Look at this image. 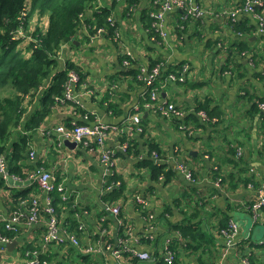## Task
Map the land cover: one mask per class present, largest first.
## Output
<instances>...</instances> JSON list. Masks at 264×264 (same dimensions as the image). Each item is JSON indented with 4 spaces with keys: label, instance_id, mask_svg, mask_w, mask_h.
<instances>
[{
    "label": "crops",
    "instance_id": "1",
    "mask_svg": "<svg viewBox=\"0 0 264 264\" xmlns=\"http://www.w3.org/2000/svg\"><path fill=\"white\" fill-rule=\"evenodd\" d=\"M195 1L201 3L212 14L206 15L202 24L193 22L185 30L181 26L178 28L177 10L168 12L163 22L168 37L164 44L160 45L151 40L145 28V22L141 21L142 9L146 8L149 11L151 8L157 9V0H143L138 10L135 8L132 13L125 11L126 3L118 2L112 6L113 2L107 3L104 0L103 5L108 4L114 8L112 15L120 29L121 41H114L106 33L92 38L88 30L82 27L75 36V46L66 44L62 49L59 67L63 66L65 58L71 59L83 73L86 84L98 93L95 98L85 95L80 100L83 105L81 111L68 108L53 110L47 117L45 125L70 124V122L82 119L85 112L91 114L92 121L121 123L133 111V106L140 102V96L144 97V91L147 89L145 84H138L133 76L126 75L124 72L128 69L120 61V56L124 55L126 49H129L134 56V67L145 65L152 59L166 60L171 65L183 64V62L191 65L190 74L185 83L169 81L158 84L162 87L160 102H174L184 110L182 116H176L183 118L181 123H177L172 116H165L160 111L145 110L142 116L147 118L144 124L147 126L148 133L141 135L135 130L127 132L128 142L131 138L135 139L136 152L132 151L128 154L127 150H123L121 148L123 141L120 137L113 135L107 140L108 148L116 152L114 170L125 177L128 194L137 187L144 189L150 183L157 184L152 181L139 183L134 176L136 173L146 172L144 167H139L137 164L140 159L147 156L150 138L159 142L168 152V158L161 161L164 160L175 166L179 160H184L189 167L195 169L199 176L198 182L202 186L213 184L219 187L217 182L210 179L215 169L224 173L238 171V166L234 164L237 156L232 152L231 147L233 146L243 149L250 165L258 168L259 174L264 172V121L259 113L250 111L253 101L246 97L249 93L264 95V81L255 76V70H261L264 73V60L260 65L252 66L245 59L244 65L239 67V72L244 75L242 78L238 76L239 72H236L234 76L230 71L221 72L223 67L229 64L227 61L228 48L236 43L238 37L233 32L230 18L226 14L216 15L215 12H230L239 0ZM261 9L264 14V4ZM92 13L93 11L89 10L88 16ZM238 21L247 22L250 25L257 22L249 12L240 13ZM243 26L249 27L246 23ZM249 35L250 42H254L251 45L264 53V39L258 38L257 28ZM111 88L113 92L110 94L108 91L110 92ZM82 89L83 86H80L78 91L83 92ZM107 94L111 96L112 101L108 99L109 102H104V106L102 101ZM205 96L211 97L213 104H219L224 110L217 125L204 122V118L198 112L196 116L194 115L199 102ZM38 103L37 100L33 104L28 102L30 113ZM109 103L116 104L115 108L108 109ZM65 140L67 139H63L56 133L47 136L40 131L35 132L31 140V148L35 150L36 157L30 158L29 166L37 163V160H42L47 170L55 174L60 181L65 183L68 190L74 193V198L78 200V203L90 208L89 211L84 212L86 228L82 232V239L88 246H97L103 241L104 227L111 232L110 236L118 241L116 235L121 229L120 218L111 212L108 216L100 214L102 196L107 190L104 184L103 171L105 168L99 154L81 143L76 147H70ZM209 151L212 153L210 154ZM188 183L187 176L180 172L168 184H158V191L149 196L150 205L160 214L166 203L173 204L176 197L184 193L188 188ZM28 185L27 183L9 184L0 181V222H4L17 210L13 209L14 196L31 187ZM219 188L218 193L207 194L210 199L205 211L211 213V221H217L220 213L227 211L230 204L233 208L230 211L240 227V237L245 239L250 236L251 241L263 243L264 224L254 223L251 214L244 209L243 205L247 196L254 191L244 188L243 185L227 189L220 184ZM208 192L210 191L205 188L201 195ZM30 193L39 198L42 207L47 206V199L38 186L36 189L34 186ZM121 203L120 200L116 201V204L120 206ZM26 207V204H23L21 209L26 210ZM121 207L123 215L125 214L132 223L131 244L151 252V258L147 261L142 260L143 262L136 263L127 258V264H156L157 259L161 258L159 248L167 235L165 232L168 223L160 219L161 225L157 226L154 231L155 241H144L149 231L147 220L140 207L136 205L135 200L129 197ZM59 213L62 223L70 216V210L67 207L60 209ZM46 217L43 215L38 222L32 225L21 224L22 230L14 239L16 243L12 246L6 244L4 249H0V264H26L22 248L28 243L38 244L45 231ZM182 218L178 211L169 215V219L175 223ZM67 248V246L64 248L53 246L52 252L57 253L55 257L58 259H66V264H72V261L78 263L80 261L78 256L75 252H68ZM114 249H116L114 244L111 248L102 247V252L107 255V257L102 256L104 262L115 263L118 258L112 253Z\"/></svg>",
    "mask_w": 264,
    "mask_h": 264
},
{
    "label": "trees",
    "instance_id": "2",
    "mask_svg": "<svg viewBox=\"0 0 264 264\" xmlns=\"http://www.w3.org/2000/svg\"><path fill=\"white\" fill-rule=\"evenodd\" d=\"M104 0H0V156H5L8 161V170L11 175L19 176L24 179L27 178V172L38 169L40 167L47 169L45 163L42 160H37L35 164L29 166L30 160L31 140L35 132L45 125L47 117L53 110L58 109V106H64L61 103V99L65 96V90L67 83L70 79L69 72L74 70L79 76L78 89L80 86H84L86 81L83 73L80 71L78 65L71 59L65 58L62 67H59L61 52L65 44L75 46L74 39L80 28L85 27L88 30L89 35L97 33L98 28L103 26L108 29L107 35L111 38L114 37V27L110 25L108 18L112 16L113 9L111 5H103ZM113 2L112 6L118 2L126 3L125 11L132 13L135 8L140 7L143 0H105ZM246 0H239L237 5H242ZM262 6L257 8L262 12ZM160 5H157V9L150 11L146 8L142 9L141 21L145 22V28L148 30L149 37L154 43L163 45L166 40L159 36V30L153 24L155 17L151 15L152 12L157 11ZM92 10L91 16H88V11ZM25 12V14H24ZM179 14L178 28L181 26L185 30L193 22L195 24H202L204 17L187 16L182 18V12L177 10ZM36 15L39 18L47 16L48 25L44 29L41 25L37 24L36 27L31 30L32 17ZM147 22V23H146ZM233 32L238 37L236 43L228 48L229 57L227 59L228 65L224 66L221 72L230 71L234 76L236 72H239V67L244 65L246 59L252 66H258L264 60V53L258 50L252 42H250L251 31L258 30V24H248L247 22H232ZM247 24L249 27H244L243 24ZM22 32V33H21ZM259 32V31H258ZM155 37V40L152 39ZM258 38L264 39V33H260ZM27 40L29 41L24 48H19V43ZM28 53H30L28 55ZM134 56L124 53L120 56V61L124 63L125 59L130 61V65L127 66L128 70L124 72L126 75L133 76L134 81L138 84H145L146 80L143 76L142 66L134 67ZM185 62H183L184 64ZM160 64L163 67L164 74H168L171 71H177L181 68L182 63L171 65L162 59L149 60L145 66L148 71H151L155 66ZM256 68V67H255ZM187 75V74H186ZM188 76V75H187ZM239 77L244 75L239 72ZM255 76L260 77L264 81V73L261 70H255ZM163 78V77H162ZM188 77L184 81L177 80L176 83H185ZM49 81V82H48ZM48 82V83H47ZM204 84V83H203ZM90 87V86H89ZM91 88V87H90ZM112 88L110 92L112 93ZM157 92L159 97L162 92V87L157 85ZM98 93V92H97ZM144 97L140 96V103L143 105L147 101H152L150 97V91H144ZM248 97L252 103L251 112H257L261 115V119L264 121V115L260 108V103L264 101V95H258L257 93H249ZM91 98H95L92 96ZM109 94L106 95L104 102L112 101ZM37 100L39 103L32 113L29 112L28 102ZM108 99H110L108 101ZM169 102V101H168ZM33 104V103H32ZM67 104L76 105L77 111L83 109L82 102L68 101ZM158 104H163L158 102ZM176 104V103H175ZM114 103H109L107 108H115ZM177 107L181 108L178 104ZM105 106V105H104ZM62 108V107H61ZM75 109V110H76ZM204 111L209 119L204 122L210 125H217L220 122L221 116L224 113L222 107L219 104L214 105L213 99L209 96H205L202 101L199 102L195 116L197 112ZM86 115V112L83 114ZM89 120L92 121L91 114H88ZM84 117V116H83ZM91 118V119H90ZM143 131L141 135L148 133V129L144 121L147 120L142 117ZM177 123H181V117L172 116ZM77 124L85 123V120L80 119L76 121ZM71 125V123L69 124ZM121 140L128 141V134L124 133ZM134 138H131L127 153L132 151L136 152V143ZM135 144V145H134ZM148 154L143 159H138V166L144 167L145 171L134 174L139 183L142 182H156L157 184L150 183L149 186L144 189L137 187L134 191L128 194V188L126 179L123 175L118 174L117 171H112L105 177V189L106 193L102 196V202L100 205L101 215L108 216L111 212L108 208V204H116V201L120 200L121 206L123 202L127 201L128 197L135 200L136 205L140 207L144 217L147 220V230L149 231L144 241H155L156 238L155 229L160 226V219H164L168 227L166 230V236L162 241L159 248V257L156 264H169L164 260L163 253L167 240L169 241V248L173 250L175 254V261L172 264H264V242L255 243L251 241V237L241 239L237 246L233 247L231 251L224 256L223 253L226 249L225 236L222 230H228L232 220L236 219L230 210L233 208L229 204V209L220 213L216 220L210 218V212L205 211L209 202V196L211 192L213 194L220 191V184L229 188H237L243 185L246 189H251L254 193H250L245 199L244 209L254 217L253 206L259 199L260 191L264 195V186L262 184L261 175L258 174V168L254 165H250V161L245 157L243 149L241 155H237L238 146L231 147L232 152L236 157L234 164L238 166V171H232L231 173H224L215 169L211 180L219 183V187L202 186L198 181V174L194 168L187 165L184 160H180L182 164L188 167L192 171L193 179H189L188 188L181 196L176 197L173 204L166 203L165 208L160 214L150 205L149 196L158 191V184L166 185L173 178L181 172L178 168V164L174 166L171 163L161 161L168 158L167 150L157 142L155 139L150 138L148 142ZM123 154L122 152H119ZM118 153V154H119ZM126 153V152H125ZM211 154L212 151H209ZM264 153V147H263ZM28 166V167H25ZM251 167H254V172H251ZM27 170V172H26ZM49 171V170H48ZM57 181L60 182L56 176ZM0 181L2 183L7 181L0 175ZM31 186V187H30ZM35 186V183H29L28 189L16 193L14 196L15 205L13 209H19L29 202L32 198L30 193ZM10 187V186H8ZM66 197L63 194L55 191L52 193V204L55 208V215L60 223V226L66 230V233L72 232L80 239L81 243L87 247V243L82 239V232L85 231L86 220L84 212L89 211V207L81 206L78 200L74 198V193L70 192L66 187ZM207 189L208 193L201 195L204 189ZM41 191V190H40ZM42 192V191H41ZM45 196V193L42 192ZM211 195V194H210ZM138 197L143 198L146 202L140 201ZM120 207V213L117 215L120 219H123L121 229L115 238H112L111 232L104 227L103 241L99 243L100 247H108V245H115V248L122 250V256L127 263V258L130 261L136 263L143 262L138 255L134 254L132 249L136 251H144V249L137 248L131 244L130 238L132 232L128 233L129 227L132 228V223L129 219L123 215L122 207ZM42 207V206H41ZM67 207L70 210V216L62 223L60 219V209ZM182 207V209H180ZM175 211H178L182 215V220L175 223L169 219V215H173ZM112 213V212H111ZM153 214L154 217L150 218ZM42 215L47 216L45 213ZM124 217V218H121ZM214 218V215H213ZM216 219V217L214 218ZM107 221L110 222L109 219ZM107 221L105 223H107ZM264 224V204L259 208V215L254 223ZM129 223V224H128ZM17 230L9 229L6 227V221L0 222V233L15 239L22 230V225L18 224ZM150 226H153L152 228ZM46 228V225H45ZM120 239H126L125 242H120ZM53 246L65 247L67 246L68 252H75L76 256L80 259L78 263L72 264H110L107 261L104 262L103 257H107L106 254L98 256L95 253H89L82 251L78 246L65 239L62 242H54L49 245L45 250L42 249V239L38 241V244L28 243L22 248L23 255L26 259L32 258V252L38 250L37 264H66V259H58L55 257L56 252H52ZM247 248V250H245ZM29 252L27 256L26 253ZM151 254V252L149 251ZM26 255V256H25ZM75 256V257H76ZM57 260V261H56ZM147 261V260H146ZM247 261V262H246ZM27 264V262H26Z\"/></svg>",
    "mask_w": 264,
    "mask_h": 264
},
{
    "label": "built area",
    "instance_id": "3",
    "mask_svg": "<svg viewBox=\"0 0 264 264\" xmlns=\"http://www.w3.org/2000/svg\"><path fill=\"white\" fill-rule=\"evenodd\" d=\"M157 3L160 5V8L157 11L151 13L156 19L154 21V25L159 30V36L167 40V32L164 30L163 22L165 20V16L170 11L180 10L182 12V18H186L187 16L193 17H205L208 14H212V12L206 9L201 3L196 2L195 0H157ZM264 4V0H246L242 5L235 6L230 12H215L216 15L226 14L232 22H236L238 19V15L243 12H249L256 19L258 24V31L260 33H264V14L257 7L262 6ZM25 14V12H24ZM110 25L114 27V37L111 38L114 41L120 40V29L117 27V22L114 16H110L108 18ZM22 33V32H21ZM103 33H108V29L101 26L98 28L97 33L92 35V38H95ZM155 40V37H152ZM66 45V44H65ZM125 54L131 55V51L129 49L125 50ZM125 65H130V61L128 59L124 60ZM191 65L187 62L182 64L181 68L177 71H171L164 76L161 72L163 71V67L158 64L151 71H148V68L144 65L142 66L143 76L146 80L147 90L150 91V97L152 101H147L143 105L140 103H136L133 106V111L124 118L121 123H105L102 120L91 121L89 120L88 114L84 115L82 118L85 120L83 124H77L76 121H73L71 125L66 123H59L57 125H43L38 131L42 134L51 136L53 134H59L63 139H67L73 142H76L77 145L80 143L89 146L91 149L99 154L101 159V163L105 168L103 171L105 177L114 171V165L116 160V152L113 149L108 148L107 140L111 136L121 137L124 133H127L129 130H135L138 132L143 131L142 126V115L145 110H153L160 111L165 116H182L184 114V110L182 108L177 107L174 102H162L163 104H158L160 102L159 93L157 92V85L159 83H168L169 81H184L187 75L190 74ZM70 79L67 83L65 96L61 99V103L64 106H58L59 108H68L69 110H75L76 105L67 104L68 101L72 100L77 102H81L85 95H89V97L97 96L96 91L93 88H90L89 85L85 83L83 86V92L78 91V82L80 79L79 74L72 70L69 72ZM187 74V75H186ZM163 77V78H162ZM163 83V84H164ZM145 96V95H144ZM146 98V97H144ZM260 108L264 115V101L260 103ZM199 114L205 119L208 120L209 116L204 111H199ZM129 146L128 141H124L121 143V148L123 150H127ZM237 155H241L242 149L238 148ZM30 158L34 159L36 157V152L34 149L30 151ZM180 162V160L178 161ZM178 168L183 172L188 179L195 181L193 179L192 171L188 169L187 166L180 162L178 164ZM254 167H251V172H254ZM259 174V173H258ZM0 175L3 179L8 182L10 177L13 178L14 181L17 182H26L35 183L38 188L45 193V197L47 199V206L41 207L39 198L32 196V198L27 203L26 210L17 209L15 210L11 216L6 219V227L9 229L17 230L18 224H27L32 225L38 222L42 218V214L45 213L46 217V228L43 232L42 239V249L45 250L49 245L54 244V242H62L65 239L72 242L74 245L78 246L82 251L95 253L97 255L104 254L102 252V247L97 246H87L85 247L80 239L76 236L75 233L68 232L60 226V223L55 215V208L52 204V193L58 191L63 194L65 198L67 195L65 194L66 188L65 183L63 181L58 182L56 175L52 172L48 171L45 168H38L35 170H31L27 172V178H20L19 176L11 175L8 170V161L5 156H0ZM260 175V174H259ZM262 184L264 186V172L261 175ZM219 184V183H218ZM140 201L146 202L143 198L138 197ZM264 204V195L260 191L259 199L254 203V221L259 215V208ZM107 208L114 214L118 215L120 213V207L116 204H108ZM154 215L151 214L150 218H153ZM121 224L123 223V219H120ZM129 224V223H128ZM151 228L153 226H150ZM132 232V228L129 227L128 233ZM224 233V238L226 242V249L223 253L226 256L233 247L237 246L240 241V227L235 220L231 221L230 227L228 230H222ZM249 237V236H247ZM13 239L3 235L0 233V249H4L5 245L11 242ZM169 240V239H168ZM167 240V245L165 246V251L163 253L164 260L167 263L172 264L175 261V254L173 250L169 248V241ZM126 239H120V242H125ZM108 248H111V245H108ZM133 253L138 255L141 259H150L151 254L149 251H136L132 249ZM112 253L118 258L113 264H127L122 256V250L116 248L112 250ZM29 255V252L26 253ZM25 255V256H26ZM38 250H34L32 252V258L26 257L27 264H37L39 259L37 257ZM247 262V261H246Z\"/></svg>",
    "mask_w": 264,
    "mask_h": 264
},
{
    "label": "rangeland",
    "instance_id": "4",
    "mask_svg": "<svg viewBox=\"0 0 264 264\" xmlns=\"http://www.w3.org/2000/svg\"><path fill=\"white\" fill-rule=\"evenodd\" d=\"M37 24L41 25L44 29H46V27L48 25V17L44 16V17L39 18V16L34 15L32 17V20H31V30H33L36 27ZM28 42L29 41H27V40H24V41L20 42L19 43V48H24L27 45ZM29 54L30 53H28V55ZM34 102H35V99H34V101H32V103H34ZM256 227H258V226L256 225ZM12 241H14V239Z\"/></svg>",
    "mask_w": 264,
    "mask_h": 264
},
{
    "label": "water",
    "instance_id": "5",
    "mask_svg": "<svg viewBox=\"0 0 264 264\" xmlns=\"http://www.w3.org/2000/svg\"><path fill=\"white\" fill-rule=\"evenodd\" d=\"M65 142H66L67 144H69L70 147H76V145H77L76 142H70V140H65ZM8 183H9V184H13V183H16V184H23V183H26V182H17V181H14L12 177H10V178L8 179ZM15 243H16V241H12V242H9L7 245L12 246V245H14Z\"/></svg>",
    "mask_w": 264,
    "mask_h": 264
}]
</instances>
